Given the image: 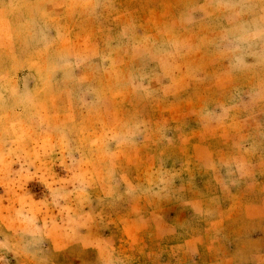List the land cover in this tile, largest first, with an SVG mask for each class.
I'll return each mask as SVG.
<instances>
[{
  "label": "rangeland",
  "instance_id": "374dc122",
  "mask_svg": "<svg viewBox=\"0 0 264 264\" xmlns=\"http://www.w3.org/2000/svg\"><path fill=\"white\" fill-rule=\"evenodd\" d=\"M0 264H264V0H0Z\"/></svg>",
  "mask_w": 264,
  "mask_h": 264
}]
</instances>
